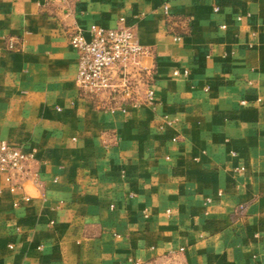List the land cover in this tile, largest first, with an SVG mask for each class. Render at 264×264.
Here are the masks:
<instances>
[{
	"label": "crops",
	"instance_id": "obj_1",
	"mask_svg": "<svg viewBox=\"0 0 264 264\" xmlns=\"http://www.w3.org/2000/svg\"><path fill=\"white\" fill-rule=\"evenodd\" d=\"M121 18L138 106L75 85V29ZM0 141L33 156L0 264H264V0H0Z\"/></svg>",
	"mask_w": 264,
	"mask_h": 264
},
{
	"label": "built area",
	"instance_id": "obj_2",
	"mask_svg": "<svg viewBox=\"0 0 264 264\" xmlns=\"http://www.w3.org/2000/svg\"><path fill=\"white\" fill-rule=\"evenodd\" d=\"M44 3L65 6L68 0H44ZM215 11H217L216 8ZM85 33L88 34V38ZM70 46L76 51L78 57L75 85L81 92L96 95L112 88L120 89L130 96L133 106L140 104L136 97L132 98V88L126 78V70L129 66L137 68L149 51L138 43L133 29L125 24L123 18L119 19L114 29H103L95 25L90 26L87 31L76 28L70 38ZM7 48L12 50L13 45L9 44ZM112 70H119L122 73L118 85L110 83ZM183 74L187 75V72ZM174 75H179V72L175 71ZM155 100L154 92L148 89L143 102L152 105ZM242 104L245 103L242 102ZM32 160L33 156L25 154L22 147L8 141H0V174L5 176L10 191H14L10 185L12 181L10 173L12 171L22 173ZM33 181L35 184L38 183L35 176ZM23 200L27 202L29 198L23 197ZM16 206L17 203H14V207Z\"/></svg>",
	"mask_w": 264,
	"mask_h": 264
}]
</instances>
